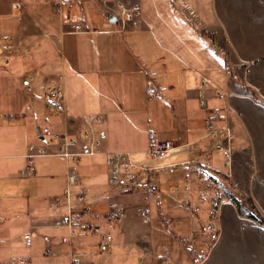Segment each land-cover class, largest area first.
I'll return each instance as SVG.
<instances>
[{
  "label": "crops",
  "instance_id": "1",
  "mask_svg": "<svg viewBox=\"0 0 264 264\" xmlns=\"http://www.w3.org/2000/svg\"><path fill=\"white\" fill-rule=\"evenodd\" d=\"M14 1L20 6L12 7ZM25 1L0 0V33H9L15 43L9 59L0 60V264H24L26 259L29 264H83L85 260L78 256L83 257L90 248L99 257L90 264H112V242L107 249L92 250L97 232L112 236V229L122 235L123 242L139 245L145 252L136 264H264V225L246 214L254 209L264 211V0H145V17L138 14L135 25L123 28L109 18L110 7L116 9L117 2L127 0H96L107 13L96 20L86 12L90 0H36L34 15L27 12ZM54 2L61 9L57 22H52L59 36L60 60L77 78L74 91L85 88L88 102L82 106L63 88L64 109L47 110L48 124L67 135L78 133V115L90 112L102 117L105 129L101 151L77 157L79 184L86 187L88 208L77 220L90 223L83 231L72 226L76 232L72 254L79 262L71 261L67 241L60 238L66 234V226L53 224L65 209L63 157L35 154L31 172L19 173L29 143L51 148L56 144L55 138L48 140L35 129L45 111L47 83L54 76L42 75L26 86L19 77L29 72L19 73L18 79L14 74V67L21 64L18 56L24 33L38 24H50L47 12L55 13ZM64 4L67 9L80 6L85 29L65 30L70 21L61 18ZM75 21L79 22H71ZM58 73L63 79L62 70ZM200 76L206 78V103L224 101L227 105L232 148L229 166L223 164L219 141L204 134L205 110L199 107L196 93ZM216 89L226 92L224 100L214 96ZM149 129L158 138L170 140L174 148L149 155ZM113 150H127L132 161L147 165L194 157L207 159L217 170H230L237 187L228 186V196L219 208V232L204 258L191 263L175 236L189 229L181 201L186 193L181 168H149L147 174H139V182L155 187L148 194L149 215L145 217L139 212L145 190L137 186L120 191L106 182L103 151ZM54 194L61 196L57 203L52 202ZM242 194L252 199L253 208L242 202ZM173 216L185 217V228L165 231ZM162 231L182 248L174 247ZM26 232L30 234L28 243L23 237Z\"/></svg>",
  "mask_w": 264,
  "mask_h": 264
},
{
  "label": "built area",
  "instance_id": "2",
  "mask_svg": "<svg viewBox=\"0 0 264 264\" xmlns=\"http://www.w3.org/2000/svg\"><path fill=\"white\" fill-rule=\"evenodd\" d=\"M67 1V0H59ZM106 0H104L105 2ZM18 2H13L12 6H18ZM54 6L57 3L54 2ZM56 11V8H54ZM115 20L118 22V27L123 28L126 24L134 25L137 20L139 12V4L132 0L126 3H116V9L110 7ZM84 27L79 23L71 24L70 30H82ZM13 43L8 33L0 34V60H6L12 52ZM32 76L25 74L21 78L22 84H29ZM206 79L200 78L197 86L198 104L202 108H206L207 112L203 118L204 120V134L215 137L222 146L223 164L229 166L231 160V129L227 122V105L214 104L206 105L205 95L203 92V85ZM63 88L59 81L53 83L50 87L48 97L44 100L46 111L41 114L40 119L35 124L36 133L41 136H46L48 140L56 139L54 147H47L42 143H29L27 152L25 153L24 166L19 170L21 174H27L32 170V156L43 153H58L64 157L65 166V185L62 189L61 196L64 199V213L53 220L55 226L65 225L67 232L61 236V240L67 241L69 244V256L72 262H79V259L72 254L70 243L72 237L76 232L72 228L74 222L73 213L76 211V216L87 213V206L84 201V194L86 187L79 184L77 161L78 155L81 153H95L100 152L101 140L105 136L102 128L95 129L94 124L100 123L102 117L95 113L82 114L79 120L80 133L67 135L62 132L55 131L50 128L48 121L49 115L47 110L58 109L63 110L62 103ZM225 92L219 89L215 90V96L223 99ZM220 120L217 124L214 120ZM174 148V144L168 139L158 138L153 130L147 132V146L146 151L151 156H158L167 153ZM104 160L108 167L106 182L109 186H114L120 191H125L132 187H141L145 190V200L139 207V212L148 217L149 209L147 203L148 194L154 191V185L149 182H139V174H147L149 168H161L172 170L175 166H179L182 170L183 189L186 191L181 201L186 208V213L189 219V229L186 232L180 233L182 238L186 241H191L194 233L198 230L203 238L210 240L217 236V226L215 223L216 213L221 202L227 197L225 185L219 178L222 176V171L217 170L213 164L207 159L201 158H183L178 161L166 162L157 165H147L143 162H134L129 157L127 150H113L103 151ZM219 174V175H218ZM76 184V188H71V185ZM59 195L54 194L52 202L57 203ZM74 205H78L74 207ZM118 211L119 209L116 208ZM161 216L167 220L164 214ZM197 219V224L194 223ZM90 226L89 222L77 221L79 229H85ZM24 242L28 243L30 240L29 232L23 234ZM111 234L109 232L98 233L94 242V250L101 251L110 246ZM24 264H29V260H25ZM86 264V261H83Z\"/></svg>",
  "mask_w": 264,
  "mask_h": 264
},
{
  "label": "rangeland",
  "instance_id": "3",
  "mask_svg": "<svg viewBox=\"0 0 264 264\" xmlns=\"http://www.w3.org/2000/svg\"><path fill=\"white\" fill-rule=\"evenodd\" d=\"M14 2H17V1H14ZM59 2H62V1H59ZM101 2L104 3V0H101ZM126 2H128V0L125 1V3ZM138 2H139L138 3L139 6H140L139 7V12H138L139 17L140 18L145 17V0H138ZM12 3L13 2H11V6H12ZM25 3H26L25 5L27 7V12L30 15H34V12L36 11L35 9H36V7L38 5V3L36 4V0H28V1H25ZM41 3H43V2H41ZM19 6H20V3H19L18 6H12V7H19ZM86 7H90V10L86 9L88 17L91 16L95 20L97 19L98 15H102L104 17H107V15H106L107 13L99 5L96 4V0H90V2L86 3ZM106 7L109 8V6H106ZM54 8H56V11L54 9V11H55L54 14L50 13V12L49 13L47 12V15L49 16V20H50V24H48L47 27H42V25L40 26L38 24V26L34 27L31 31L24 33L23 41H21V45L19 47V56H18L20 58V60H21V64L20 65H16V67H14V72H15L14 74L17 77V75L19 73L29 72V73H24L23 75L33 73L35 75V78H34L33 74H30L32 76V78H31L29 84H23V85H26V86H29L33 82V80L35 81L36 78H39L42 75H47V76L48 75H53L54 78H53V80L51 82L46 81V82H48L47 83V85H48L47 86L48 87V93H49L50 87L53 85V83H55L56 81H59L61 86H62V88H65V90H66V92L68 94L73 96L74 99L77 102H80L82 106H86L87 105L86 103L88 101H87V96L83 93V90H85V88H83V89H81V90H79L77 92L74 91L75 88H76V85L78 84L77 78L72 75L70 70L66 67V64L62 65V62L60 60L61 48H60L59 36H58V33L56 32L55 28H53L52 22H54V23L57 22L58 14L60 13L61 9H60V6H59L58 3H57V6L56 5L54 6ZM189 12L192 15L191 18L194 17V20L196 22H198L196 20V18H195V15H193V12L191 10ZM81 13H82L81 12V8L77 4L71 6L69 9L66 8V4L62 5L61 18L64 21H70L68 28L65 29V30H70L71 24H73V23H79V24L83 25V27H84L83 29L86 28V25L84 23L80 22L81 18L79 16L81 15ZM44 16L46 17L45 14H44ZM137 18H138V15H137ZM74 20H79V22H77V21L71 22V21H74ZM114 20H113V22H114ZM136 22H137V20H136ZM116 24L118 26L117 20H116ZM198 24H199V22H198ZM126 25H128V24H126ZM70 31H78V30H70ZM1 33H6V32H1ZM144 33H145L144 31L141 32V34L143 36H145ZM10 37H11V41L13 43V48H12V52H13L14 49H15V43L13 42V38H12L11 35H10ZM18 40L19 39H16L17 44L20 41V40L19 41ZM10 54H9V56H10ZM9 56H8V58L6 60L9 59ZM1 60H3V59H1ZM6 60H3V61H6ZM59 70H62L63 79H62V75L60 73L56 74V72L59 71ZM55 74H56V76H55ZM201 77H204V76H200L198 81H200ZM17 79H18V77H17ZM19 80L21 81L20 77H19ZM205 84H206V82H205ZM47 87H45V88H47ZM203 92H204V90H203ZM48 93H47V96L45 98L48 97ZM196 93H197V98H198L197 89H196ZM225 94H226V92H225ZM214 96H215V91H214ZM45 98H44V100H45ZM224 98L222 100H224ZM205 102H206V100H205ZM62 103H63V95H62ZM219 104H225V102L223 101V102H221ZM206 105H207V107L211 106V105H208L207 103H206ZM212 105H214V104H212ZM203 109L205 110V113L203 115V118H204V116H205V114L207 112V109L206 108H203ZM45 111H46V109H45ZM44 112H42V113H44ZM86 113H90V112H83V113L79 114L78 115V120H76V125L78 127L79 132L78 133H70V134H79L80 133V129L81 128L79 127V120H80L81 115L82 114H86ZM215 120H217V119H215ZM203 123H204V120H203ZM94 128L95 129L102 128L104 130V132H105V129L102 126V121L100 123L94 124ZM147 132H148V130H147ZM147 132H146V134H147ZM63 159H64V157H63ZM83 160H84L83 157H81L80 162L78 164L80 169L83 168V164H82ZM94 161L95 162H100V160H94ZM153 168H155V167H153ZM219 168H222V165ZM230 174H231L230 170H227V169L225 171H222V176L218 174L219 178L221 179V181L225 185L226 192H227V189H228L229 185L231 187H234V188L237 187V182L234 179L231 178ZM161 194L166 195V197H171L168 192H163ZM53 196L54 195H52V197ZM134 196H136V195H134ZM240 198H241L242 202L245 203L249 207H252L253 204H255L252 201V199L247 197V195H243L242 194L240 196ZM74 207H77V206L74 205ZM219 208H220V206H219ZM219 208H218L216 216H215L216 217L215 223H216V226H217V235H218V232H219V230H218ZM168 211H171V209H169ZM254 211L258 213V215L260 216L261 221H262L261 224L264 225V211L260 212V213L256 209H254ZM87 213H88V210H87ZM73 216H74V222H73L72 226L74 224L77 225V221H81V220H77L76 211L73 213ZM162 220H164V218H162ZM185 223H186L185 217H183V216H173L171 219H169V222H168V225H167L168 227L167 226H166V228L164 226L163 227L165 228V231H167V228H169L171 230H174V231H178L179 228H181V230L183 228H185ZM88 228H90V226L86 227L84 230H86ZM80 231H83V230L80 229ZM165 231H162V232H164L163 233L164 237L167 240L169 239V242L174 247H178L179 246V248H182L181 245L179 244V242L184 246V248L188 251V253H189L190 257H191V263H197L202 258H204V256L206 255L207 249L211 246V241L215 240L216 237H217L216 236L212 240H210L208 238H203L202 237L203 235L198 230H196V232L194 233V237H193V239L191 241H186V240H184L182 238L180 233H177V235L175 233V236H176L177 240L179 241L178 242L174 237H171L172 235L171 236L167 235ZM100 232L101 231L97 232L96 237H97L98 233H100ZM112 233L113 234L111 236V242H112V245L114 244V249H115L114 251L112 249V253L114 252L113 253V258L115 259L114 260L112 258V260H114V263H112V264H136L135 262L137 261L139 256L141 258L143 256H145V252H142V248L139 245H134V244H132L130 242H123L122 241L123 240L122 235L120 233L114 231L113 229H112ZM75 235L76 234L73 235L72 242L70 243V249L71 250H72L71 247H72L73 241L75 239ZM130 235H132V234H130ZM66 243L69 246L68 242H66ZM90 249L88 250V253L85 254L83 257L78 256V258H80L81 260H85L86 264H88V263L90 264L93 261H96L97 259H99V257L97 255L95 256L92 253H90ZM92 250H94V249H92ZM104 253H105V251L103 252V255H104ZM185 257H187L186 254H185ZM65 258L68 259L67 256H65Z\"/></svg>",
  "mask_w": 264,
  "mask_h": 264
},
{
  "label": "trees",
  "instance_id": "4",
  "mask_svg": "<svg viewBox=\"0 0 264 264\" xmlns=\"http://www.w3.org/2000/svg\"><path fill=\"white\" fill-rule=\"evenodd\" d=\"M246 214L249 215V216H251V217H253V218L256 219L258 222H262V221H261V218H260V216L258 215L257 212H255V211H250V212H247Z\"/></svg>",
  "mask_w": 264,
  "mask_h": 264
},
{
  "label": "water",
  "instance_id": "5",
  "mask_svg": "<svg viewBox=\"0 0 264 264\" xmlns=\"http://www.w3.org/2000/svg\"><path fill=\"white\" fill-rule=\"evenodd\" d=\"M109 18H111L112 20H114V19H115V16L112 15V14H110V15H109Z\"/></svg>",
  "mask_w": 264,
  "mask_h": 264
},
{
  "label": "bare ground",
  "instance_id": "6",
  "mask_svg": "<svg viewBox=\"0 0 264 264\" xmlns=\"http://www.w3.org/2000/svg\"><path fill=\"white\" fill-rule=\"evenodd\" d=\"M110 242H111V240H110Z\"/></svg>",
  "mask_w": 264,
  "mask_h": 264
}]
</instances>
